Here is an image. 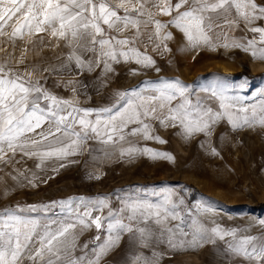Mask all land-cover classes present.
<instances>
[{
    "label": "snow or ice",
    "instance_id": "1",
    "mask_svg": "<svg viewBox=\"0 0 264 264\" xmlns=\"http://www.w3.org/2000/svg\"><path fill=\"white\" fill-rule=\"evenodd\" d=\"M158 16L169 19L161 21ZM241 20L249 25L264 20V7L255 0H0V35L7 34L13 44L17 39L39 37L31 45L40 46L32 63L27 62L28 47L15 66L9 63L11 56L0 62V162H11L12 157L5 159L9 152L13 157L19 152L41 162L62 159L79 154L89 140L101 145L97 151L119 146L121 156L149 154L171 160L170 155L135 142L137 137L166 142L151 134L150 121L163 127H179L186 138L197 133L210 134L212 126L225 116L233 128L256 122L264 125V115L257 121L256 106L248 115L249 108L242 106L241 98L225 95L227 88L223 86L219 91H210L211 97L219 99L223 111H214L199 99L193 103L187 87L178 79L143 82L144 87L115 91L109 103L98 108L80 106V90L88 87L82 81L68 80L63 85L72 92L67 98L45 86L53 74L79 76L99 69V94L108 86L110 74H115L114 65L134 61L144 68L154 67L155 60L147 54V45H154L153 51L161 47L169 50L166 42L173 35L168 31L161 36L164 29L176 28L195 48L211 43L210 34L216 29H220L217 38L222 34L227 40L224 28H232ZM9 28L10 33H6ZM250 31L259 33L264 44V28L252 27ZM46 36L51 39L46 41ZM52 40L56 41V48L62 49L55 64L44 56V47L51 45ZM139 45H145L143 52ZM247 48L253 49V56L257 55L255 40H249ZM260 59H264V48L260 49ZM61 86L60 82L55 85ZM260 111L264 113V104ZM24 179L35 186L32 179ZM173 195L172 190L163 189L129 196L117 211L109 208L107 198H70L53 202V206L65 211L64 219L43 224L6 210V215L0 214V264H99L124 233L131 234L142 248L153 242H166L172 249L185 244L197 247L219 239L225 241L226 255L242 258L248 264H264V238L238 235L237 229L225 230L218 225L205 228L198 220L192 221L191 232L185 231L189 226L177 211ZM149 196L158 199L153 202ZM105 208L106 216H93L94 212L103 213ZM28 210L37 208L30 206ZM43 210L48 211L49 206ZM170 221L180 223L169 227ZM260 224L264 226V220ZM93 226L98 232L106 228L107 236L103 240L100 235L95 236L94 247L88 250L87 243L80 246L77 240ZM189 236L191 239H187ZM77 250L80 255H75ZM128 264L149 261L143 255H132Z\"/></svg>",
    "mask_w": 264,
    "mask_h": 264
},
{
    "label": "rangeland",
    "instance_id": "2",
    "mask_svg": "<svg viewBox=\"0 0 264 264\" xmlns=\"http://www.w3.org/2000/svg\"><path fill=\"white\" fill-rule=\"evenodd\" d=\"M255 2L264 7V0ZM157 19L167 21L169 17L158 16ZM252 27L264 28V20L251 25L241 20L232 28L225 27L227 40L222 34L218 39L220 29H216L210 34L211 43L194 48L179 30L170 26L161 33L163 36L164 32H172L173 38L166 42L169 50L161 47L159 51H153L155 46L147 45V54L155 60L154 67L144 68L134 61L114 65L115 74H110L108 86L99 94L96 92L99 69L79 76L75 73L53 74L45 86L58 96L67 98L72 96V92L63 85L68 80L82 81L88 87L80 90V106L98 108L106 106L115 91L144 87L143 82L178 79L187 87L193 103L199 99L214 111L223 110L219 107V99L211 97L210 91L213 88L219 91L223 86L227 88L225 95L241 98L242 106L249 108L248 115L256 106L258 121L259 116L264 115L260 111L261 104H264V59H260V49L264 44L260 42L259 33L250 31ZM10 31L9 28L6 33ZM33 39L38 41L39 37L17 39L13 44L7 34L0 35V62L11 56L9 63L15 66L26 47L30 48L27 62L35 61V52L40 46H32ZM50 39L45 37L46 41ZM249 40H255L256 56L252 55V48H247ZM225 43L227 47L221 46ZM55 44L56 41L52 40L51 45L44 47V56L54 64L58 63L55 57L62 51ZM235 44L241 46L236 47ZM139 48L143 52L145 45H139ZM57 82L62 86L55 87ZM150 123L151 134L166 142L140 137L135 138V142L138 146L166 153L172 157L171 160L153 158L149 154L121 156L119 146L97 151L101 145L92 140L82 145L77 155L49 158L43 162L19 152L13 157L9 152L5 159L12 157L11 162L7 165L0 162V214L6 215V210H13L26 220L43 224L62 220L66 215L59 206H53V202L78 197L107 198L109 208L117 211L129 196L170 189L178 204L177 211L189 226L185 231L191 232L194 227L192 221L198 220L205 228L218 225L225 230L237 229L238 235L264 238V226L260 224L264 220V125L256 122L233 128L225 116L212 126L210 134L197 133L186 138L179 127H163L155 120ZM19 173L24 175L18 176ZM12 176L18 178L14 180ZM24 177L32 179L35 186ZM148 198L153 202L158 199ZM30 206H36L37 210L29 211ZM44 206H49V210L44 211ZM204 208L212 211H201ZM107 212L108 208H105L103 213L94 212L93 216H106ZM179 223L170 221L168 226ZM97 235L101 240L105 239L106 228L99 232L94 226L84 230L77 244L87 243L90 250ZM230 239L226 237V240ZM225 248V241L219 239L216 243H203L197 247L185 244L172 249L166 242H153L142 248L131 234L124 233L117 246L103 256L99 264H128L132 255H143L149 264H248L242 258L226 255ZM80 254L79 250L75 253Z\"/></svg>",
    "mask_w": 264,
    "mask_h": 264
},
{
    "label": "trees",
    "instance_id": "3",
    "mask_svg": "<svg viewBox=\"0 0 264 264\" xmlns=\"http://www.w3.org/2000/svg\"><path fill=\"white\" fill-rule=\"evenodd\" d=\"M195 191H196V190H194V191H193V194H192V196H194V194H195Z\"/></svg>",
    "mask_w": 264,
    "mask_h": 264
}]
</instances>
